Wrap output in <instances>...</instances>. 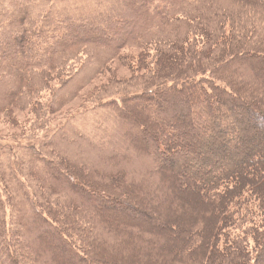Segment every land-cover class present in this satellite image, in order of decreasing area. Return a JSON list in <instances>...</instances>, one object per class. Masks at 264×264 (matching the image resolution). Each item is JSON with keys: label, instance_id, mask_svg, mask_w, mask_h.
Segmentation results:
<instances>
[{"label": "trees", "instance_id": "obj_1", "mask_svg": "<svg viewBox=\"0 0 264 264\" xmlns=\"http://www.w3.org/2000/svg\"><path fill=\"white\" fill-rule=\"evenodd\" d=\"M65 1L0 0V116L47 134L106 79L120 138L0 164V264H264V0Z\"/></svg>", "mask_w": 264, "mask_h": 264}, {"label": "rangeland", "instance_id": "obj_2", "mask_svg": "<svg viewBox=\"0 0 264 264\" xmlns=\"http://www.w3.org/2000/svg\"><path fill=\"white\" fill-rule=\"evenodd\" d=\"M108 1L114 0H101L99 4H91L90 1L87 2L85 0H66L65 2H78L81 6H83V8L77 11V14L83 15L87 12L101 8L104 3L107 5ZM127 1L128 3L132 2V0ZM116 65L118 66V64ZM119 76L126 78L129 77V73L126 69L121 68ZM105 81L106 79L98 78L96 81L81 90L80 94L78 92L77 96L68 103L67 107L63 111H61L62 113L57 117V119L54 118L58 121L56 128L58 126H61V128L58 130H55L56 128H48L47 134H44L43 132L38 135L31 133L28 137H17L25 134L31 129V115L17 112L16 117L19 122V126L17 128L9 124L6 118L5 120L4 117L0 116V164L6 161L15 163L18 159H22L20 156H17L18 154L23 153L21 150L22 148L37 149L38 145L40 147L43 142L52 140L55 137H58L59 142H61L62 150L70 151L72 153H89L90 150H88L89 147L87 146L88 141L96 144L99 148V152H101V147L107 148L106 144L109 140L115 141L113 139L120 138V136L117 138V136L111 135L115 133L109 130V127L115 128L113 124H108L103 117H99L95 112H93L94 104H91V101L84 102L82 100L86 99L87 96H90L91 93H95ZM72 86L74 89H77L75 85ZM25 121H27V123ZM101 124H104L103 128H101ZM84 131L89 133V135H86ZM58 139L55 141L57 144L59 143ZM101 154H103V158L106 155V153L104 154L102 152Z\"/></svg>", "mask_w": 264, "mask_h": 264}]
</instances>
